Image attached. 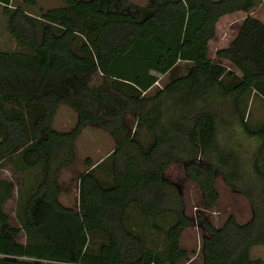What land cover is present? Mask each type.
I'll return each mask as SVG.
<instances>
[{"label": "trees", "instance_id": "obj_1", "mask_svg": "<svg viewBox=\"0 0 264 264\" xmlns=\"http://www.w3.org/2000/svg\"><path fill=\"white\" fill-rule=\"evenodd\" d=\"M13 1L0 0L7 28L28 50H0V162L17 154L41 173L23 201L21 188L17 192L23 242L3 209L12 184L0 176V264H177L188 254L179 238L191 219L181 192L164 174L174 161L183 162L206 205L218 198L215 170L252 205L248 220L229 214L220 226L197 214L206 231L203 264H260L250 250L264 245V203L254 201V182H233L238 158L216 141L218 100L230 98L246 133L261 138L258 154L264 145V123L250 127L238 110L246 94L264 96V22L250 14L254 0H62L38 14ZM237 10L246 14L215 54L239 73L208 55L216 22ZM178 60L191 61L187 72L147 93ZM94 74L99 78L92 83ZM60 104L77 114L66 130L52 125ZM86 123L106 130L114 147L96 165L86 158L72 207L59 201L57 177L73 160ZM141 128L150 134L148 142L140 139ZM106 159L107 182L95 170ZM131 209L152 219L173 217L163 249L150 247L129 227ZM152 226L162 230L155 221ZM94 232L105 237L95 248Z\"/></svg>", "mask_w": 264, "mask_h": 264}, {"label": "rangeland", "instance_id": "obj_2", "mask_svg": "<svg viewBox=\"0 0 264 264\" xmlns=\"http://www.w3.org/2000/svg\"><path fill=\"white\" fill-rule=\"evenodd\" d=\"M13 3L22 5L28 12L33 14H38L41 9L47 7L64 4L62 0H36L35 5L25 4L22 0H14ZM252 10L254 14L262 15L264 18V0H254ZM244 13V11L237 10V12L227 17L220 18L216 22L215 34L208 42L209 57L235 70L236 73H239L236 67L227 59L216 56L215 51L221 46L227 45L233 38ZM0 50H28L27 46L18 43L10 34L7 28V16L2 10L1 4ZM98 78L99 75L94 74L91 82H96ZM218 105L220 106L221 120L219 119L217 122V144L219 147L234 151L238 158L237 173L239 178L234 179L233 182L240 186L254 182L257 186L254 191V201L264 203V182L260 178L261 174L256 170L258 168L264 173V145L260 153H257L261 138L246 133L237 113L233 109L230 98L219 99ZM238 108L250 127L257 128L264 123V96L252 91L241 99ZM76 118L75 110L66 104H60L54 115L52 125L55 129L66 130L74 125ZM139 137L143 142H148L150 134L144 128H141ZM113 147L114 141L106 130L91 123H86L83 126L74 142L73 160L61 169L57 177L60 187L58 199L62 204L77 207L78 176L87 167L86 158L92 161H96L101 157L105 158V156L107 158ZM199 160L203 162V160ZM183 165L181 161H174L164 171L165 176L174 182L181 192L184 200V213L191 219L190 223L183 227L179 238L180 246L185 247L188 254L177 264H203L202 237L206 231L197 219V214H203L215 226H220L229 214H232L238 222L248 220L252 215V205L242 191L233 189L224 181L218 170L214 172L218 198L213 205H206L201 198L199 186L185 174ZM108 167L109 160L106 159L102 166L95 168L97 175L106 182L110 180V174L104 171ZM40 170V166L34 168L24 166L17 154L10 155L0 162V176L6 178L12 184L11 193L6 198L3 209L8 215V221L15 226L20 227L15 206L18 189L21 188L23 192L21 195L23 201L30 185H34L35 180L40 176ZM172 220L173 217L169 215L152 219L139 209H131L128 213L127 224L132 230L143 235L147 245L154 249H163L166 244L164 230ZM153 221L162 230H156L152 226ZM16 240L22 242L25 240V233L21 227L16 235ZM103 240H105V237L101 233L94 232L90 238L91 246L95 248ZM250 255L252 258L259 257L261 259L260 264H264V245H254L250 250Z\"/></svg>", "mask_w": 264, "mask_h": 264}, {"label": "crops", "instance_id": "obj_3", "mask_svg": "<svg viewBox=\"0 0 264 264\" xmlns=\"http://www.w3.org/2000/svg\"><path fill=\"white\" fill-rule=\"evenodd\" d=\"M129 1L132 2V3H135V4L145 5V4L149 3L150 1H155V0H129ZM235 12H237V11H233V12L226 13V14L222 15L220 18L227 17V16H229L232 13H235ZM245 14L246 13H244L243 17L245 16ZM250 14L253 15V16H255V17H257V18H259L261 21L264 22V18L262 17V15L254 14V11L252 9L250 10ZM227 45H225V46H227ZM221 47H224V46H221ZM190 65H191V61H188V60H178L174 64V66L172 68H170L165 73H162V74L159 75L158 79L148 88L147 93H153L155 90H157L158 88H160L164 83H166L168 80L172 79L173 77H176V76L185 74L187 72V70L189 69ZM180 71H182V73H180ZM163 77H165V78H163ZM52 122H53V120H52ZM103 159H104V157H101V158H99L96 161H92V160H90V161L92 162V165L93 164L96 165L98 162H100ZM104 171L105 172L106 171L108 172L109 171V167L106 168V169H104ZM67 206H70V205H67Z\"/></svg>", "mask_w": 264, "mask_h": 264}]
</instances>
